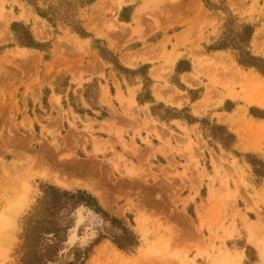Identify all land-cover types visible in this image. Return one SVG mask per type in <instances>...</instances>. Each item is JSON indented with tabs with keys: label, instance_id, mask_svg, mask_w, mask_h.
I'll use <instances>...</instances> for the list:
<instances>
[{
	"label": "rangeland",
	"instance_id": "1",
	"mask_svg": "<svg viewBox=\"0 0 264 264\" xmlns=\"http://www.w3.org/2000/svg\"><path fill=\"white\" fill-rule=\"evenodd\" d=\"M236 44L264 61V0H0V264H264Z\"/></svg>",
	"mask_w": 264,
	"mask_h": 264
},
{
	"label": "trees",
	"instance_id": "2",
	"mask_svg": "<svg viewBox=\"0 0 264 264\" xmlns=\"http://www.w3.org/2000/svg\"><path fill=\"white\" fill-rule=\"evenodd\" d=\"M243 29H244V33L245 34L243 36V39H241V42H242V44L244 43V45H246L249 42L252 30H251L250 27H247V26H245ZM242 44H236L235 47H234L235 49H237L239 51L238 59H237L238 64L243 66V67L255 68L262 75H264V64H263L264 61L263 60L254 59L248 53L243 52L242 49L245 46H242ZM241 46H242V48H241ZM222 48H224V47L223 46H217L215 49H222ZM253 173L256 176L264 177V175L261 174L256 168L253 169ZM56 191L59 192L60 195H62V196L76 198L77 199L76 203H83L86 206H92L97 212H102L100 210V208L97 207L95 199L91 195H89V194H87V193H85L83 191H77L75 194H71V193H68L66 191H63V192H60L58 190H56ZM111 221L113 222V224L117 223V221L115 219H112ZM37 262L38 261H33V263H37ZM67 264H82V263L81 262H68Z\"/></svg>",
	"mask_w": 264,
	"mask_h": 264
},
{
	"label": "bare ground",
	"instance_id": "3",
	"mask_svg": "<svg viewBox=\"0 0 264 264\" xmlns=\"http://www.w3.org/2000/svg\"><path fill=\"white\" fill-rule=\"evenodd\" d=\"M71 163H68V165H66L65 164V166H69ZM74 166V165H73ZM72 167V166H71ZM68 168H70V167H68ZM76 167H73V168H71V169H75ZM89 167H85L84 169L83 168H80V169H78V171L79 172H82V171H86V172H88L89 170ZM49 180L52 182V183H54L56 186H59V187H68V184H70V183H66L65 182V180H62V179H59V178H57V177H55V176H50L49 177ZM75 186L77 185L78 187H81V188H83V189H86V190H88L89 192H91V193H93L94 195H96V197L99 199V201L102 203V201L100 200V196H99V194L96 192V190H94L93 188H92V186H90L89 184H86V183H82V182H74L73 183ZM224 257H225V255H224ZM228 258V256H226V258L224 259V260H228L227 259Z\"/></svg>",
	"mask_w": 264,
	"mask_h": 264
},
{
	"label": "crops",
	"instance_id": "4",
	"mask_svg": "<svg viewBox=\"0 0 264 264\" xmlns=\"http://www.w3.org/2000/svg\"><path fill=\"white\" fill-rule=\"evenodd\" d=\"M113 87V89H114V91H115V87L114 86H112ZM123 91V90H122ZM104 92V91H103ZM125 92H126V90H124V92H123V96L124 97H126V95H125ZM100 93H101V91H100Z\"/></svg>",
	"mask_w": 264,
	"mask_h": 264
}]
</instances>
